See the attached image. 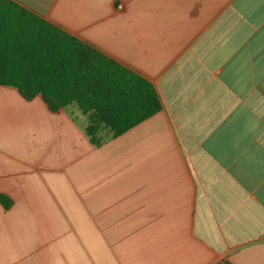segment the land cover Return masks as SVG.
<instances>
[{
  "label": "crops",
  "instance_id": "1",
  "mask_svg": "<svg viewBox=\"0 0 264 264\" xmlns=\"http://www.w3.org/2000/svg\"><path fill=\"white\" fill-rule=\"evenodd\" d=\"M149 82L96 147L0 86V264H264V0H10Z\"/></svg>",
  "mask_w": 264,
  "mask_h": 264
},
{
  "label": "trees",
  "instance_id": "2",
  "mask_svg": "<svg viewBox=\"0 0 264 264\" xmlns=\"http://www.w3.org/2000/svg\"><path fill=\"white\" fill-rule=\"evenodd\" d=\"M0 86L50 112L75 105L96 147L103 131L116 138L161 109L149 82L10 0H0ZM0 206L12 200L0 194Z\"/></svg>",
  "mask_w": 264,
  "mask_h": 264
}]
</instances>
